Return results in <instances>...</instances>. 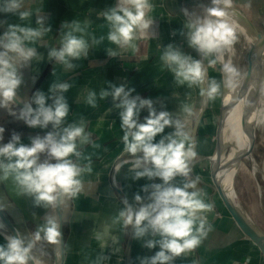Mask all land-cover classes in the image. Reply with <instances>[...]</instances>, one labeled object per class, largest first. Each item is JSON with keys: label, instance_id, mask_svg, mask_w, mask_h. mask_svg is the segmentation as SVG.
Returning <instances> with one entry per match:
<instances>
[{"label": "crops", "instance_id": "1", "mask_svg": "<svg viewBox=\"0 0 264 264\" xmlns=\"http://www.w3.org/2000/svg\"><path fill=\"white\" fill-rule=\"evenodd\" d=\"M182 1L149 0V27L143 32H136L132 46L121 47L107 39L110 24L105 18V14L120 0H20V7L14 12L2 10L11 0H0V36L8 32L10 26L47 29L34 40L25 41V46L34 48L37 55L26 62H15L21 80L16 96L25 105L32 103L37 92L51 95L49 89L53 83L70 84L68 91L63 93L69 107L68 115L60 128L55 129L60 136L63 128L83 124L89 136L88 143L80 144L77 141L80 158L71 157L80 167H90L91 170L84 171L79 177L80 191L74 197L68 200L65 197L64 200L63 264H140L141 258L151 257L160 250L159 245L152 249L143 246L146 239L158 240L159 236L136 239L135 229L132 227L130 233V225L124 227L122 221L117 219L125 205L113 186L119 189L130 204L135 203L136 193L142 196L141 204H147L151 201L148 193L141 191L142 186L162 181L159 178L133 181L129 171L133 160H127L118 165L112 174L113 186L110 183L109 176L114 162L121 156L133 157L124 150L121 110L114 106L110 95L100 98V92L111 91L113 85L124 86L125 90L134 89L133 96L151 99L157 113L163 111L169 114L173 123L166 126L154 142H158L162 136L173 134L176 121L183 125L182 130L188 137L185 147L192 146L194 142L196 162L188 177L177 176L171 183L182 186L187 180L199 178L197 190L202 192L201 198L206 204H211L212 208L198 213L205 220V234L200 237L199 245L174 257L169 264H262L257 248L227 214L211 177L208 157L214 150L219 104L214 106L219 91L212 101L207 97V104L201 113L204 102V95L201 94L203 83L192 86L187 82L179 83L175 74L161 60L167 46L172 45L182 54L202 63L201 54L197 51L195 54L188 43L186 25L190 21L183 16ZM24 12L29 15L21 18L20 14ZM76 25L82 31L73 34L87 41L89 47L87 55L68 58L72 67H67L55 58H50L49 52L52 49L59 50L64 36ZM94 40L100 42L94 43ZM0 51L3 49L0 48ZM110 52L115 55H110ZM202 57L209 76L216 78L205 57ZM90 92L96 93L95 107L87 103ZM51 103L52 100L48 99L47 104ZM32 106L36 107L34 103ZM20 111L13 102L0 106V127L4 129L0 145L7 143L13 132L20 134L24 144H30L31 137H43L49 132L47 128L27 126L19 118ZM146 116L148 110L145 108L140 112L139 122L143 123ZM47 158L46 153L39 156L40 162ZM100 174L102 179L98 178ZM18 191L20 188L11 177L5 182L0 180V194L4 197L0 199V205L27 242L32 239L38 227L45 223L46 217H55V207L38 206L33 196L20 197ZM198 226L199 221L194 228ZM6 244L0 235V245ZM39 247H46L47 254L39 256ZM33 249L42 264L46 263L47 256L53 258V244L43 239Z\"/></svg>", "mask_w": 264, "mask_h": 264}, {"label": "clouds", "instance_id": "2", "mask_svg": "<svg viewBox=\"0 0 264 264\" xmlns=\"http://www.w3.org/2000/svg\"><path fill=\"white\" fill-rule=\"evenodd\" d=\"M232 2L233 0H211V6L205 10L206 15L197 17L186 25L189 46L205 58L230 49L237 40L229 12ZM19 7L20 0H11L2 10L14 12ZM150 10L149 0H120L105 14L110 24L107 39L121 47L132 46L136 32H143L149 27L151 20L147 18V13ZM20 15L25 18L29 14L24 12ZM38 23L42 25L41 21ZM44 31L47 29L42 27L32 29L10 26L9 31L0 36V48L3 49L0 51V106L13 102L16 89L21 83L15 62H26L37 55L34 48L25 46V41L34 40ZM78 31L82 29L76 25L64 36L62 47L59 50L52 49L49 57L72 67L68 58L87 55V41L73 34ZM99 42L94 40V43ZM109 54L115 55L114 52ZM161 60L181 84L187 82L192 86L202 84L205 80L206 70L201 61L182 54L172 45L167 46ZM215 64L216 60H209V66L214 67ZM221 71L225 87L234 89L240 75L238 69L229 61L223 64ZM70 87L66 82L53 83L49 89L51 95L37 92L32 103L24 105L19 118L29 127L46 129L51 123L53 128H60L69 111L63 93ZM219 89L220 85L211 80L207 90L201 89V94L213 99ZM134 91L113 85L111 91L102 90L100 98L110 95L114 106L121 110L120 126L124 131V150L135 157L129 169L131 179L138 181L141 178H159L162 183L142 186L141 191L148 193L150 203L141 204L142 196L139 193L134 195V204H130L125 198V207L117 219L122 221L124 227L133 226L136 239L160 237L158 240L144 241V247L152 249L159 245L160 250L151 257L141 258L140 264H169L174 257L199 245L200 237L205 234V220L198 213L210 211L212 205L206 204L201 198L202 192L197 190L199 178L187 180L182 186L171 183L177 176L188 177L191 171L189 162L196 153L193 146L185 147L188 137L179 121L175 122L176 131L173 134L162 136L158 142H154L157 135L163 133L165 127L173 121L167 112L157 113L151 99L133 96ZM48 99L52 100L51 104H47ZM87 103L96 106L95 92L89 93ZM145 108L148 116L140 123L139 115ZM3 133L4 129L0 127V141L3 140ZM78 140L80 144L89 142L83 124L63 128L59 138L54 132H48L43 137H31L30 144L22 143L20 134L13 132L9 141L0 145V180L11 177L23 193L34 197L38 206L55 207L58 200L63 202L61 197H74L80 191L79 177L84 171L91 170L90 167H80L71 159L72 156L80 158ZM42 153H46L48 158L40 162L39 156ZM137 204L141 206L137 207ZM198 221L199 226L194 228ZM60 236L57 219L46 217L45 223L38 227L31 240L26 242L20 237H8L7 244L0 245V264H29L34 259L31 252L37 242L43 239L50 244H59Z\"/></svg>", "mask_w": 264, "mask_h": 264}, {"label": "rangeland", "instance_id": "3", "mask_svg": "<svg viewBox=\"0 0 264 264\" xmlns=\"http://www.w3.org/2000/svg\"><path fill=\"white\" fill-rule=\"evenodd\" d=\"M232 6L245 20L251 22L258 32L264 33V0H233ZM181 9L186 12V15L183 16L189 18L190 22L197 17H203L206 15L203 4L200 0H183ZM236 36L237 40L234 45L230 49L224 50L222 53L226 59V63L230 61L238 69L240 73L238 77L239 79L247 69L246 52H248L251 42L246 39L244 34L240 31H236ZM193 51L196 54V50L193 49ZM217 58H219V54H213L208 58H205L208 67L216 76V78L213 76L211 77L207 72L208 78L206 79L207 83L208 81L215 80L220 86L222 85L221 87L224 90V88L227 87L223 85L225 79L221 71L223 64H221ZM209 60H216L214 67L209 66ZM221 93H223V91L221 92V89H219L218 98H213L217 102L214 107H217L218 104H220ZM210 101H212V99ZM252 141V159L257 167L254 168L249 157L245 158L238 166L233 179V185L237 195L236 202L239 205L240 210L258 230L264 231V128H256V134L255 137L252 138ZM98 178L102 179L103 176L100 174ZM3 181L5 182L6 180ZM9 185L11 186L10 183ZM1 194L0 199H3L4 197ZM18 196L27 198L28 194H25L20 190L18 191ZM20 197L18 198L20 199ZM68 198L69 197H67V200ZM66 204H68V201ZM68 210L69 209H67V211ZM15 229L18 236L23 238L20 231L16 227ZM32 250L31 253L36 257L34 249ZM37 252L40 254L39 256H43V253L47 252V248L39 247ZM44 264H52V258L47 256L46 263L44 262Z\"/></svg>", "mask_w": 264, "mask_h": 264}, {"label": "bare ground", "instance_id": "4", "mask_svg": "<svg viewBox=\"0 0 264 264\" xmlns=\"http://www.w3.org/2000/svg\"><path fill=\"white\" fill-rule=\"evenodd\" d=\"M200 1L203 4L204 11L206 10L207 7L211 6V0H200ZM182 12L184 15H186L185 11ZM229 12L231 14V20L234 23L236 31L242 32L244 34V37L250 40L251 42L249 46L250 49L253 42L255 41V35L253 34L250 26L248 25L246 20L239 14V12H237L233 8V6L229 9ZM258 58H255L254 61L252 62L253 74L251 76V80L249 79V81L245 82V84H242V80H241L242 76L238 79L236 87L240 90V95L239 97H237V99H235L237 100V102L233 100V96H232L233 89L228 87L226 88L227 93L225 94L223 102L224 105L226 106L227 113L224 120L223 140H222L223 150L225 153L223 160L226 164H229L235 157L239 155H244L248 150V148L253 144L252 138L255 137L256 128L257 127L264 128V57L262 58L258 57ZM217 59L218 61L221 62V64L226 63V59L223 53H220L219 58ZM202 66L206 70L205 80L207 83V79H206L208 78L207 66H204L203 62H202ZM221 86L220 89L222 92L223 88ZM221 97H222V93H221ZM249 159L252 160V162H254L252 156H250ZM237 169L238 167L234 172V176H233V172H231L225 178H222V176H220L219 174L216 175V180H218L217 182H219L218 184L220 186V189L225 193V195L227 194V196L232 198L234 201L237 195L234 190V187H232V189L230 187L231 185L233 186V177H235ZM240 214L243 217L245 216V214L242 211H240ZM245 217L247 218V216ZM0 225H3V227H0V235L7 242L8 237H13V236L11 235L5 224L2 222L1 218H0ZM55 254H56V263H52V264H60L59 263L60 249L58 244H57V248L55 249ZM31 255L32 257H34L33 259L34 264H42L32 253Z\"/></svg>", "mask_w": 264, "mask_h": 264}, {"label": "water", "instance_id": "5", "mask_svg": "<svg viewBox=\"0 0 264 264\" xmlns=\"http://www.w3.org/2000/svg\"><path fill=\"white\" fill-rule=\"evenodd\" d=\"M246 22L250 26L253 34L255 35V41L253 42L251 48L247 52V56H246L247 69L244 72V74L242 75V78H241L242 84H245V82L249 81V79L251 80V76L253 74V68H252L253 63L252 62L254 61V59L258 58V57H261V58L264 57V33L258 32L256 30V28L253 26V24L251 22H249L248 20H246ZM202 56L203 55L201 54V60L203 62V65L205 66V63H204ZM203 85H204V89L207 90L206 80H204ZM226 93H227L226 88H224L223 93H222V97H221V101L219 104V111H218L216 130H215L214 150H213L212 155L210 157H208V161L210 162L211 177H212L215 189H216V191H217V193H218V195L222 201V204H223L227 214L233 220V222L235 223L237 228L240 230V232L244 236H246L252 242V244L257 248V250L259 251L260 256H261L262 264H264V231L258 230L248 218H246L245 216H244L245 217L244 218L240 214L241 210L239 208V205L236 204V202H235L237 196H236L235 201H234L232 198L227 196V194L225 195V193L220 189V186L218 184L219 182H217L218 180H216L217 174L222 176V178H225L227 175H229L231 172H233V176H234V172H235L236 168L241 164V162L245 158L252 156V151H253V145H251L244 155H239V156L235 157L229 164H226L223 160L224 155H225L224 150H223V145H222L223 126H224V120H225L226 113H227L226 112V106L224 105L223 100H224ZM239 95H240V90L237 87L234 88L233 92H232V96H233V100L235 102H237V100H235V99H237V97H239ZM13 103L16 104L21 110L24 108V104L16 97V95L14 97ZM206 104H207V95L204 94V102H203V107H202L201 113H202L203 109L205 108ZM47 129L49 130V132L56 133L57 138H59V135H58L56 129L53 128L51 123H49ZM192 146H193V150H194V142H192ZM134 159H135V157L121 156L114 162V164L111 168L110 176H109V180H110V183L112 184V186H113L112 174L116 170L118 165H120L122 162H125L127 160H134ZM250 161L254 167H257L254 164V162H252V160H250ZM195 162H196L195 157L190 160V162H189V168L190 169L195 164ZM233 179H234V177H233ZM231 184H232V182H231ZM232 187H234V185L233 186L231 185L230 188L232 189ZM113 188L116 190L118 195L122 198V200H124L119 189H117L114 186H113ZM60 200H62L63 202L61 203L58 200L57 205L55 206V218L57 219V221L59 223V231L61 233L60 242L58 244L59 249H60L59 263L63 264L64 251H63L62 214H63V205H64L65 197H61ZM0 218H1L2 222L5 224V226L7 227V229L9 230V232L11 233V235L13 237H19L17 234V231L15 229V226L13 225L11 219L9 218V215L7 214V212L5 211V209L1 205H0ZM132 227L133 226L130 225V233L132 232ZM56 248H57V244H53L52 263H56V254H55ZM29 264H34L33 260H30Z\"/></svg>", "mask_w": 264, "mask_h": 264}]
</instances>
